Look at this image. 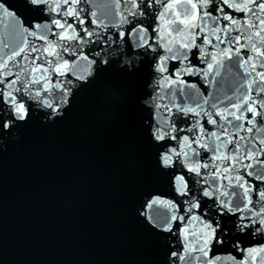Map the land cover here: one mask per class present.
<instances>
[{"label":"snow or ice","instance_id":"obj_1","mask_svg":"<svg viewBox=\"0 0 264 264\" xmlns=\"http://www.w3.org/2000/svg\"><path fill=\"white\" fill-rule=\"evenodd\" d=\"M88 3L24 0L33 16L27 25L18 13L5 10L9 23L0 39V134L27 123L36 110L58 113L71 81L53 82V76L71 72L80 78L86 67L80 61L88 60L80 56L69 65L64 53L75 56L93 36L111 39L104 33L113 26L130 25V46L156 53L153 90L159 103H154L157 115L149 136L158 143L157 162L176 191L188 197L153 199L141 215L166 234L160 239L171 264H248L249 257L256 264L258 256L264 264V0H92L99 12ZM118 39L125 42V31H119ZM183 76L199 77L213 91L205 93ZM189 115L196 117L190 126ZM205 118L212 129L202 122ZM201 150L210 155L202 158ZM180 163L195 174L191 189L183 169L176 174ZM201 184L208 187H197ZM189 191L194 195L189 197ZM198 192L214 200L215 213L201 207ZM197 222L202 225L198 230L192 228ZM173 238H182L183 254ZM258 239L259 245L246 244Z\"/></svg>","mask_w":264,"mask_h":264},{"label":"water","instance_id":"obj_2","mask_svg":"<svg viewBox=\"0 0 264 264\" xmlns=\"http://www.w3.org/2000/svg\"><path fill=\"white\" fill-rule=\"evenodd\" d=\"M0 4V39L9 23L5 10L18 13L25 25L33 19L24 0H0ZM86 7L100 10L92 0ZM129 27L113 26L104 33V37L110 33L111 39L93 36L75 56L64 53L69 65L80 56L88 60L80 61L86 66L80 78L71 72L53 76V82L71 81L59 112L47 115L48 109L36 110L27 123L0 134V264H171L160 239L166 234L141 210L153 199L176 202L188 197L176 191L157 162L158 143L149 136V125L157 115L154 103H159L153 90L156 53L130 46ZM121 30L124 43L118 39ZM34 42L47 47L43 40ZM182 79L197 82L205 93L213 91L199 77ZM194 118L189 115L186 123L190 126ZM202 122L213 128L206 118ZM201 151L202 158L210 155ZM180 169L191 189L195 174L188 173L184 163L176 167V174H181ZM193 195L189 191L188 196ZM195 195L202 208L216 212L213 199L202 192ZM200 227L199 222L192 225ZM173 240L183 254L182 238ZM259 243V239L246 241ZM248 264H253L251 257Z\"/></svg>","mask_w":264,"mask_h":264}]
</instances>
